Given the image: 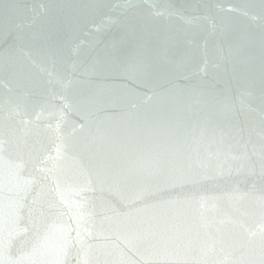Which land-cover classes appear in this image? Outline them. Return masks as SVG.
Masks as SVG:
<instances>
[{"label": "water", "instance_id": "water-1", "mask_svg": "<svg viewBox=\"0 0 264 264\" xmlns=\"http://www.w3.org/2000/svg\"><path fill=\"white\" fill-rule=\"evenodd\" d=\"M59 97L70 102L68 126L77 128L60 163L62 182H78L82 164L94 185L103 183L97 194L117 208L127 201L158 215L164 210L153 200L167 198L160 190L190 162L206 161L213 176L222 166L225 174L203 184L201 195L237 185L250 194L219 201L216 219L235 222L210 230L183 205L191 245L175 259L264 264L257 230L264 208L255 199L264 190V0H0L6 177L33 174L47 133L23 117L55 110ZM3 195L4 256L16 260L33 236L20 230L27 209L19 228L7 215L14 195L7 180Z\"/></svg>", "mask_w": 264, "mask_h": 264}, {"label": "snow or ice", "instance_id": "snow-or-ice-1", "mask_svg": "<svg viewBox=\"0 0 264 264\" xmlns=\"http://www.w3.org/2000/svg\"><path fill=\"white\" fill-rule=\"evenodd\" d=\"M59 98L64 104L55 110L41 107L31 119L23 117L25 125L35 123L47 133L48 147L34 161L33 174L23 176L19 171H10L6 177L0 164V264H188L187 260L175 259L191 245L183 205L193 206L200 226L208 230L215 224L235 222L230 218L216 219L218 202L239 200L250 193L241 192L237 185L211 198L201 195L203 184L225 174L221 166L215 176L210 175L204 160H197L195 167L190 162L174 182L160 190L167 193V198L153 200V208L164 210L158 215H149L147 205L144 209L135 208L128 206L127 201L125 208H117L97 194H102L105 187L103 183L94 185L82 164L78 182H62L60 163L68 158V140L77 128L68 126L69 113L65 109L70 108V102ZM3 143L0 139V156ZM227 174L231 175V171ZM5 180L8 192L14 193L7 204L8 217L14 219V228H19V220L27 209L28 222L20 230L31 231L33 236L31 250L16 260H6L4 256ZM149 195L156 197L157 193ZM143 199L146 197H137V200ZM255 199L264 208V190ZM257 230L264 235V215L258 221ZM50 255L55 259H50Z\"/></svg>", "mask_w": 264, "mask_h": 264}]
</instances>
